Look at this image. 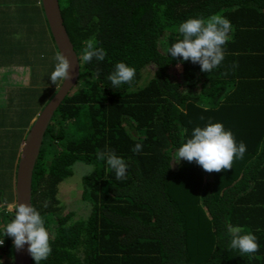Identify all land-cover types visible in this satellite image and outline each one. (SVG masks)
Wrapping results in <instances>:
<instances>
[{
  "label": "trees",
  "instance_id": "trees-1",
  "mask_svg": "<svg viewBox=\"0 0 264 264\" xmlns=\"http://www.w3.org/2000/svg\"><path fill=\"white\" fill-rule=\"evenodd\" d=\"M0 1L16 3L10 7L16 31L24 20L29 36L40 31L42 42L49 26L41 0ZM59 2L78 57L93 37L106 56L81 64L77 86L44 137L32 203L45 220L52 253L40 264H264V0ZM215 14L232 26L222 63L205 73L199 64L172 58L168 50L182 39L179 25ZM118 62L136 74L131 85L113 88L107 76ZM45 91L51 92L46 103L57 90ZM30 109L16 119L22 129L10 132V169L0 162L1 203L15 201L17 135L35 116ZM208 122L222 123L247 146L231 170L208 173L194 162L175 163L192 130ZM137 143L140 153L132 151ZM106 145L128 165L126 179L117 180L98 158ZM79 161L93 168L81 193L91 210L71 222L74 213L62 215L59 192ZM8 222L2 214L0 238ZM228 225L253 233L259 251L228 250ZM5 245L2 254L13 255L10 237Z\"/></svg>",
  "mask_w": 264,
  "mask_h": 264
},
{
  "label": "clouds",
  "instance_id": "clouds-1",
  "mask_svg": "<svg viewBox=\"0 0 264 264\" xmlns=\"http://www.w3.org/2000/svg\"><path fill=\"white\" fill-rule=\"evenodd\" d=\"M231 27L230 21L218 14L208 18H188L179 25L182 39L173 43L168 52L172 58H182L183 61L199 64L202 72L211 73L225 58L224 46L228 42ZM83 43L85 46L83 54L78 57L79 64L90 63L94 58L98 61L105 59L106 51L97 47L95 37ZM53 60L55 65L50 79L52 84L59 87V82L65 84L71 78V63L62 52H57ZM135 74L133 67L118 62L107 79L113 88H117L122 84L131 85ZM93 75L98 76L99 72ZM142 150L143 146L139 143L132 148L134 153H140ZM246 151L247 146L242 141L237 144L233 132L226 130L222 123L208 122L205 126H197L192 130L190 138L177 149L175 163L194 162L208 173H218L221 170H231L234 159H243ZM97 155L115 172L117 180L126 179L128 165L114 150L106 145L105 150ZM5 207L14 211V216L5 225L3 237H10L17 251L28 245L27 251L36 264L47 260L52 253L51 236L41 213L27 203H0V208ZM44 207H47V203ZM227 233L230 237L228 250H238L241 255H251L259 251L257 237L253 233H245L242 227L232 225L227 226ZM3 244L4 239H0V246Z\"/></svg>",
  "mask_w": 264,
  "mask_h": 264
},
{
  "label": "water",
  "instance_id": "water-1",
  "mask_svg": "<svg viewBox=\"0 0 264 264\" xmlns=\"http://www.w3.org/2000/svg\"><path fill=\"white\" fill-rule=\"evenodd\" d=\"M41 4L58 51L70 60L71 78L65 84L61 83L55 95L33 122L21 145L16 173L15 199L16 203H27L32 206L34 170L45 134L58 108L77 86L81 76V64L78 63L77 52L64 25L59 0H41ZM27 248L28 245L20 251L14 248L15 264H33Z\"/></svg>",
  "mask_w": 264,
  "mask_h": 264
},
{
  "label": "crops",
  "instance_id": "crops-1",
  "mask_svg": "<svg viewBox=\"0 0 264 264\" xmlns=\"http://www.w3.org/2000/svg\"><path fill=\"white\" fill-rule=\"evenodd\" d=\"M0 16L3 17L0 21V39L4 42L5 46H3L1 52H0V129L3 127L5 128L6 123L10 124L11 126V133L13 134V131L15 129H22L23 126H15V122H18L16 119L20 117L21 111L26 109L28 104L25 103L23 99H21V94L18 92L21 88H28L31 84V81L33 79V74H35L39 77H44L46 80V84L41 88L42 90L46 89H55L58 90L59 87H56V85L52 84L50 79V74L54 70L55 61L53 60V57L58 51L56 44L54 42V39L52 37V34L50 32V29L47 28L45 31L44 38L42 39V42L40 41V44H38L40 47L38 51V61L36 60L35 64H33V68H29V71H25V65H28L29 62H23L20 64H14L13 62V54H10L8 56V50L7 47L8 43H12V36L16 32L19 35L23 37V43H27L29 33V29L27 26V23L24 24V20H20L22 23H20V30L16 31L14 30V19L12 16V9L10 8H3L0 9ZM17 27V26H16ZM19 29V27H17ZM26 32V36L24 39V33ZM26 41V42H24ZM42 43V44H41ZM9 47V51L11 52L12 47ZM24 50V49H23ZM23 55V52H22ZM27 56L28 53H25ZM44 74V75H43ZM62 82H59V86ZM11 88H15L18 90H12ZM52 96V95H51ZM50 96V97H51ZM44 101H46L45 98H42ZM37 118V115L33 116L30 123L24 126L22 132H19L20 136L17 135V137H22V141L20 144V149L23 141L25 140L28 131L30 127L32 126L33 122ZM7 128V127H6ZM20 149L19 153L17 155V161L15 165H17L19 156H20ZM16 170V169H15ZM15 176L12 175L11 186L13 187V193L15 196V185L16 181L13 179ZM10 186V187H11ZM1 203V201H0ZM10 204H16V199L13 202H10ZM14 249V248H13ZM1 251V248H0ZM14 256V254H13ZM0 258H6L3 257V255H0Z\"/></svg>",
  "mask_w": 264,
  "mask_h": 264
},
{
  "label": "rangeland",
  "instance_id": "rangeland-1",
  "mask_svg": "<svg viewBox=\"0 0 264 264\" xmlns=\"http://www.w3.org/2000/svg\"><path fill=\"white\" fill-rule=\"evenodd\" d=\"M16 3L9 4L10 7H14ZM2 7H7V3L4 4L3 2L0 1V8ZM13 9V8H12ZM19 20V19H16ZM19 26V25H18ZM20 27V26H19ZM14 30H16L14 28ZM26 36V32L24 33V39ZM29 36V34H27ZM41 40V32L38 31L35 33V36H33L30 33L29 40L27 43L30 44V49L23 50L25 44L23 43V37L19 35L18 33H14L12 36V43H8V46H11V52L9 51V47H7L8 50V56L10 54H13V62L14 64H20L23 62H29L28 65H25V71L28 72L29 68H33V64H35L36 60L38 61V54L40 47L38 44H40ZM20 45H17V44ZM5 46L4 42L0 39V52ZM25 47V46H24ZM38 47V48H37ZM23 52V55H22ZM25 53H28L26 56ZM44 75V74H43ZM46 84V80L44 77H39L35 74H33V79L31 81V84L28 88H21L19 89L20 91L23 92H18L21 94V99L25 101L26 104L31 105V112L35 115H39L42 110L45 108V106L48 104V102L51 100L52 97L47 99V102L45 103L42 98H45L47 94H50L51 92H46L45 90H42L41 88ZM12 90H18L15 88H11L10 91ZM9 123V122H8ZM6 123L5 128L0 129V162L5 164V170L7 171V168L10 169V164H11V156H12V151L11 148H9L6 144H8L9 138H10V132H11V126L10 124ZM7 127V128H6ZM2 156V157H1ZM2 158V160H1ZM92 166L89 164H86L84 162H77L73 165V176L66 179L62 185L60 186L61 191L59 192V199L61 206L64 208L63 210V216H66L68 213L72 212L74 213V216L71 219V222L81 220V219H86V217L90 214L91 206L90 202H86L81 199V193H82V178L89 175L92 172ZM3 170V169H0ZM14 213L12 210H8L6 207L5 208H0V218L2 214L6 215V221L10 219V214ZM8 237L0 238L4 239V244L0 246L1 251L0 255L2 254V251L6 245V239ZM13 243V240H12ZM6 258H0V264H11L12 260H14V256H7L3 255V257ZM15 264V263H14Z\"/></svg>",
  "mask_w": 264,
  "mask_h": 264
}]
</instances>
